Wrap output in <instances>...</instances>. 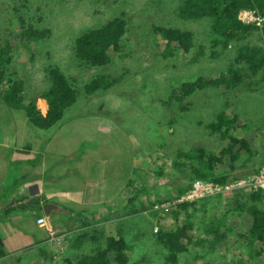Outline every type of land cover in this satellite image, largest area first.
I'll return each instance as SVG.
<instances>
[{
    "label": "rangeland",
    "instance_id": "1",
    "mask_svg": "<svg viewBox=\"0 0 264 264\" xmlns=\"http://www.w3.org/2000/svg\"><path fill=\"white\" fill-rule=\"evenodd\" d=\"M181 3L182 0H0V50L12 59L9 70L24 82L26 96L36 98L38 111L44 114L47 110L46 102L39 96L48 88L46 69L49 66H57L78 92L75 106L66 112L63 121L47 131L35 128L22 111L11 110L0 101V139L21 150L29 146L32 151L24 154L27 158L35 153L38 158L50 154L53 162H58L59 167L53 173L42 175L55 191L68 193L69 205H62L72 212L65 211L60 219L55 213L56 224L47 220L53 238L63 236L61 242L51 241L46 227L36 224L43 214L35 218L31 217L32 213L18 209L11 213L7 225L0 223L6 252L0 264H70L65 261L71 258L65 252L66 243L76 232L89 231L99 225L100 228L106 226L104 233H114L123 221L127 227L142 225L137 217L149 215L148 211L121 218L117 215L135 189L144 188L136 194L135 209L140 210L145 201L162 200L151 209L166 210L173 200L164 199L172 195L175 188H183L190 182L185 172L172 166L176 154L194 148L217 154L225 143L205 128L220 112L228 118L238 115L249 130H258V134L252 158L239 163L234 172L219 171L218 175L227 174L226 183H229L264 169L261 135L264 70L229 91L206 89L181 102L172 95V90L181 83L199 75L218 77L234 65L238 48V44H230L226 49L213 48L211 40L215 35L211 33L210 21L182 19L178 12ZM120 15L127 19L121 52L110 51V63L105 67L79 65L73 57L77 35ZM255 16L259 15L255 12ZM255 23L249 25L260 29ZM157 26L191 31L194 48L183 57L169 55L165 42L153 31ZM30 28L48 30L49 35L39 41L20 37L22 30ZM240 44L264 49L260 31ZM198 47L202 54L197 55ZM194 57L197 61L191 62ZM97 75L115 78L117 82L106 91L88 96L84 86ZM237 127L235 125V129H240ZM13 174L9 173L11 177ZM16 175L14 179L18 180L19 175ZM30 176L31 173H22L20 177L29 179ZM233 196L241 200L247 198L245 194ZM228 197L232 196L208 199L206 214L209 218L227 207ZM70 215L74 219H70ZM20 217H26L25 227ZM86 224L91 225L85 227ZM225 224L228 243L210 251L205 259L190 264H264V258L254 260L257 244L246 247L239 239V235H246L250 229L249 216L238 217L237 213H232ZM38 228L47 235L31 247L39 238ZM203 252V248H190L179 256L177 264H186L193 255ZM160 253L151 242L138 243L130 264L141 256H146L149 264H162Z\"/></svg>",
    "mask_w": 264,
    "mask_h": 264
},
{
    "label": "trees",
    "instance_id": "2",
    "mask_svg": "<svg viewBox=\"0 0 264 264\" xmlns=\"http://www.w3.org/2000/svg\"><path fill=\"white\" fill-rule=\"evenodd\" d=\"M243 10H252L263 18L260 29L239 21L238 14ZM178 12L184 20L208 19L210 21L211 33L215 35V38L211 40L213 48L226 49L230 44H238V48L234 65L228 67L218 77L199 75L194 80L183 82L173 89L172 95L176 101L181 102L184 98L206 89H215L221 92L235 89L247 78H255L259 72L264 70V49L240 44L247 41L256 31H260L264 39V0H182ZM126 30L127 19L124 15H120L97 27L81 31L74 42V59L79 65L86 68L109 65V52L115 54L121 52L122 39ZM153 31L165 42L169 55L175 54L174 56L183 57L194 48L191 31L164 26H157ZM48 35V30L38 31L32 28L22 30L20 33V37L26 38L28 41H39ZM198 48L200 52H197V55L202 54L201 48ZM11 61L12 59L7 57L3 50H0V101L11 110L22 111L28 122L35 128L44 131L52 129L63 121L66 112L75 106L78 98L75 85L57 66H49L46 69L49 85L39 96L46 102L47 110L41 114L35 105L36 98L26 96L24 82L16 78V74L9 70ZM196 61L197 59L194 57L191 62ZM116 82L115 78L110 79L105 75H97L85 84L84 91L86 95L90 96L96 92L108 90ZM235 125L240 129H235ZM205 128L211 134L218 135L225 143L217 154L206 153L202 148L179 151L176 154L172 166L180 172H185L190 182L183 188H175L172 195L164 199L166 202L173 200L166 210L151 209L154 204H160L162 200L153 202L148 200L142 204L140 210L135 209L136 194L142 192L144 188L135 189L124 209L118 210L117 215L121 218L127 214L138 215L137 212L148 211L149 215L137 217L142 225L137 226L130 223L131 227H127L123 221L114 233H104L106 226L100 228L99 225L89 231L76 232L70 238L68 247L71 250V258H66V263L130 264V258L136 245L151 242L153 247L161 252L162 264H177L179 256L187 253L190 248H203L204 254L193 255L186 263L190 264L192 261L205 259L210 251L228 243L225 221L232 213H237L238 217L243 214L249 216L250 229L247 230L246 235H239V239L246 247H252L253 243L257 244L258 256L263 253L264 207L261 204V191L247 195L246 200H241L237 196L228 197L227 207L218 210L212 218L206 214V207L209 205L208 199H212V197L194 202H175L191 187L193 181L225 184L228 181V176L224 173L234 172L239 163L246 162L255 153L254 139L258 130H249L238 115L228 118L224 112H220L215 121L205 125ZM235 130L236 133H233ZM261 135L264 139V129L261 131ZM219 171L224 173L218 175ZM16 174H13L14 177L17 176ZM10 175L8 174L4 180L0 192V222H6L10 214L13 213V210L9 209V202L13 200V195L17 194L19 188L26 182V178L22 180L21 177L16 180ZM18 200L16 199V202ZM27 204L26 207L21 208L22 211L32 213L35 218L42 214V204L38 199H32ZM69 213L72 214V212ZM105 217L107 218V216ZM110 217L108 216V218ZM156 225L157 227H155ZM155 228L156 231H154ZM5 256L6 252L0 236V259ZM146 259V256H141L133 264H149Z\"/></svg>",
    "mask_w": 264,
    "mask_h": 264
},
{
    "label": "crops",
    "instance_id": "3",
    "mask_svg": "<svg viewBox=\"0 0 264 264\" xmlns=\"http://www.w3.org/2000/svg\"><path fill=\"white\" fill-rule=\"evenodd\" d=\"M24 149H26V151H23ZM24 149L21 150L16 148L15 146H10V144H6L3 140L0 139V174L3 173L2 175H0V192L2 191L4 180L8 177L9 173H17L19 175L18 179L21 178L20 176L22 175V173H31L30 178L26 179V182L21 186V188H19L17 194L13 195V200L9 202L8 205L10 206L9 209H12L13 213H15L17 209L22 211L21 208L23 206L26 207L28 205L27 203H29L30 200L38 199L42 206L44 204H51L55 207L50 210L49 216H45L44 213H42L43 215H41L45 216L49 222H55L56 224V221H53V217H55L54 214H58L59 219L60 217L63 218L65 216V211L68 212V207L66 206L69 205L70 199L68 198V193H59L55 191V189H53L52 183H48L47 178H45V176L42 174L53 173V171L56 170V167H59V164L57 162H53L50 154H43L41 157L38 158L37 153H35V155H32L30 156V158H27L24 156V154H29L32 150H29L31 149L29 146H24ZM58 172L59 171H57V173ZM23 189H25V191H23ZM52 197H55L54 200L52 199ZM16 199L19 200L16 202ZM59 204L62 208H60ZM62 204H66V206H63ZM23 212H25V210ZM12 216L17 217L16 215ZM31 217H33V215H31ZM72 217L73 216L71 215L69 216L70 219ZM19 219L22 222V226L25 227L24 223H27L26 217H20ZM7 221L3 224H6ZM29 224L35 228V225L33 223ZM38 230L41 231L40 233H37V237L39 238L37 240L35 239L34 244L31 247H35L37 244L40 243V240L42 239L43 235H47L45 230L41 228H38ZM70 238L71 237L67 238L68 241L66 243L65 252H68L71 256V250L68 247L70 244ZM3 244L5 245L4 241ZM257 250L258 248L254 247V260L264 258V251L258 256ZM68 258L69 257H67V259Z\"/></svg>",
    "mask_w": 264,
    "mask_h": 264
},
{
    "label": "built area",
    "instance_id": "4",
    "mask_svg": "<svg viewBox=\"0 0 264 264\" xmlns=\"http://www.w3.org/2000/svg\"><path fill=\"white\" fill-rule=\"evenodd\" d=\"M238 19L243 24L249 25L254 22L258 26L262 25L263 18L260 16H255V12L252 10H243L238 14ZM255 191L262 192L261 204L264 207V169L258 173L251 175L245 179L239 181H233L226 184H213L206 181H195L192 183L191 187L175 202H194L199 199L209 198V197H226L233 196V194H245L249 195ZM36 224L39 227H46L49 233V239L51 241L61 242L63 236L58 235L53 238V233L50 227H47V219L42 216L37 218Z\"/></svg>",
    "mask_w": 264,
    "mask_h": 264
},
{
    "label": "water",
    "instance_id": "5",
    "mask_svg": "<svg viewBox=\"0 0 264 264\" xmlns=\"http://www.w3.org/2000/svg\"><path fill=\"white\" fill-rule=\"evenodd\" d=\"M52 208H55V207L53 205H51V204H44L42 206V211H43L44 215L45 216H49L50 215V210Z\"/></svg>",
    "mask_w": 264,
    "mask_h": 264
},
{
    "label": "clouds",
    "instance_id": "6",
    "mask_svg": "<svg viewBox=\"0 0 264 264\" xmlns=\"http://www.w3.org/2000/svg\"><path fill=\"white\" fill-rule=\"evenodd\" d=\"M198 181V180H197ZM195 182V181H194ZM42 208V207H41ZM45 217V216H44Z\"/></svg>",
    "mask_w": 264,
    "mask_h": 264
}]
</instances>
